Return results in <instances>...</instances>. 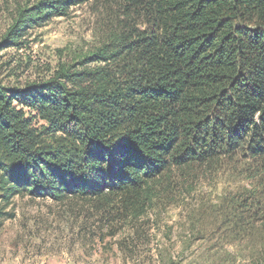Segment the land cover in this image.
I'll return each instance as SVG.
<instances>
[{"label": "trees", "instance_id": "obj_1", "mask_svg": "<svg viewBox=\"0 0 264 264\" xmlns=\"http://www.w3.org/2000/svg\"><path fill=\"white\" fill-rule=\"evenodd\" d=\"M89 1L19 7L5 47ZM118 1L125 21L77 66L0 83L4 201L120 198L140 215L172 169L240 157L264 176V0Z\"/></svg>", "mask_w": 264, "mask_h": 264}, {"label": "rangeland", "instance_id": "obj_2", "mask_svg": "<svg viewBox=\"0 0 264 264\" xmlns=\"http://www.w3.org/2000/svg\"><path fill=\"white\" fill-rule=\"evenodd\" d=\"M37 1L0 0L5 86L45 82L61 66H77L125 21L118 0H90L6 48L2 39L17 10ZM257 167L227 157L172 169L140 215L120 198L0 197V264H264V176Z\"/></svg>", "mask_w": 264, "mask_h": 264}]
</instances>
